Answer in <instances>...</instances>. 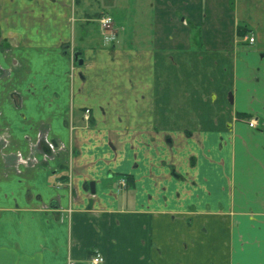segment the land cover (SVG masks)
<instances>
[{
    "label": "crops",
    "instance_id": "crops-1",
    "mask_svg": "<svg viewBox=\"0 0 264 264\" xmlns=\"http://www.w3.org/2000/svg\"><path fill=\"white\" fill-rule=\"evenodd\" d=\"M78 4L0 0V264H264V0Z\"/></svg>",
    "mask_w": 264,
    "mask_h": 264
},
{
    "label": "built area",
    "instance_id": "built-area-1",
    "mask_svg": "<svg viewBox=\"0 0 264 264\" xmlns=\"http://www.w3.org/2000/svg\"><path fill=\"white\" fill-rule=\"evenodd\" d=\"M99 23H100V27L101 29L110 35H115L116 34V28H115V23H114V19L113 17L109 16V15H103L99 18ZM248 38V37H247ZM248 41L250 43H254L255 39L254 37H250L248 38ZM84 117L87 121L90 120L91 118V110L90 109H86L84 111ZM248 124L251 128H256L258 125V121L257 119H249L248 120ZM57 185H61V183L57 184ZM119 187L121 188H126L127 187V180L125 178H122L121 181L119 182ZM105 259L103 257V255L96 250L89 258V264H104Z\"/></svg>",
    "mask_w": 264,
    "mask_h": 264
},
{
    "label": "rangeland",
    "instance_id": "rangeland-1",
    "mask_svg": "<svg viewBox=\"0 0 264 264\" xmlns=\"http://www.w3.org/2000/svg\"><path fill=\"white\" fill-rule=\"evenodd\" d=\"M78 1H79V0H77V4L79 3L78 5H80V3L82 4L84 0H80L79 2H78ZM94 1H95V0H94ZM135 1H136V0H135ZM90 3H91V2H90ZM90 3H89V4H90ZM95 4H96L95 2H94V3L92 2V4H90V5H91V6H92V5L94 6ZM99 8H100V6H99L98 4H96L94 9H95V10H97V9L99 10ZM103 15H109V16H111L110 13L105 12V13L101 14L100 17L103 16ZM100 17H99V18H100ZM111 17H112V16H111ZM99 18H98V20H99ZM99 25H100V23H99ZM100 32H101V34H102L103 36H106V38L104 39V41H105L107 44H110V43L114 40V39H112V38H108L107 36L112 37L113 35H110V34L105 33V32L101 29V27H100ZM75 53H77V52H75ZM75 53H74V54H75ZM74 54H73V56H72V59H73L74 62L76 63L75 58H74Z\"/></svg>",
    "mask_w": 264,
    "mask_h": 264
},
{
    "label": "water",
    "instance_id": "water-1",
    "mask_svg": "<svg viewBox=\"0 0 264 264\" xmlns=\"http://www.w3.org/2000/svg\"><path fill=\"white\" fill-rule=\"evenodd\" d=\"M80 56V53H75L74 54V58H75V61L81 66L83 65V60L79 58ZM92 193H95V184L94 183H91L89 185V188H88Z\"/></svg>",
    "mask_w": 264,
    "mask_h": 264
},
{
    "label": "trees",
    "instance_id": "trees-1",
    "mask_svg": "<svg viewBox=\"0 0 264 264\" xmlns=\"http://www.w3.org/2000/svg\"><path fill=\"white\" fill-rule=\"evenodd\" d=\"M127 182H128V180H127ZM128 184V183H127Z\"/></svg>",
    "mask_w": 264,
    "mask_h": 264
}]
</instances>
